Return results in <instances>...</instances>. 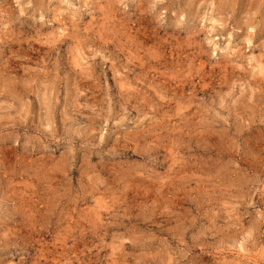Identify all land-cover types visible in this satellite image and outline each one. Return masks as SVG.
I'll return each mask as SVG.
<instances>
[{"label":"rangeland","instance_id":"rangeland-1","mask_svg":"<svg viewBox=\"0 0 264 264\" xmlns=\"http://www.w3.org/2000/svg\"><path fill=\"white\" fill-rule=\"evenodd\" d=\"M0 264H264V0H0Z\"/></svg>","mask_w":264,"mask_h":264}]
</instances>
